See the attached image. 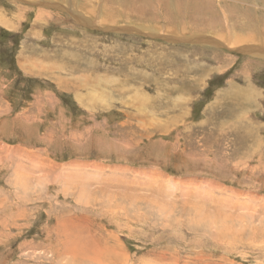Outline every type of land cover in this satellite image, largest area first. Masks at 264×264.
Listing matches in <instances>:
<instances>
[{
    "label": "rangeland",
    "instance_id": "obj_1",
    "mask_svg": "<svg viewBox=\"0 0 264 264\" xmlns=\"http://www.w3.org/2000/svg\"><path fill=\"white\" fill-rule=\"evenodd\" d=\"M0 264H264V0H0Z\"/></svg>",
    "mask_w": 264,
    "mask_h": 264
},
{
    "label": "bare ground",
    "instance_id": "obj_2",
    "mask_svg": "<svg viewBox=\"0 0 264 264\" xmlns=\"http://www.w3.org/2000/svg\"><path fill=\"white\" fill-rule=\"evenodd\" d=\"M77 1V0H76ZM75 11V10H74ZM102 12V11H101ZM81 13V12H80ZM83 14V13H82ZM103 14V13H102ZM80 17V16H79ZM78 17V18H79ZM98 17V16H97ZM100 17H102V16H100ZM83 18V17H82ZM81 18V19H82ZM90 20V19H89ZM130 21V20H129ZM90 22V21H89ZM142 26V25H141ZM145 29V28H144ZM154 30V29H153ZM206 36H204V38H205ZM204 40V39H203ZM195 41V40H194ZM207 42H205V43H207V44H211V41L210 40H206Z\"/></svg>",
    "mask_w": 264,
    "mask_h": 264
}]
</instances>
